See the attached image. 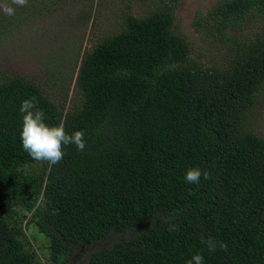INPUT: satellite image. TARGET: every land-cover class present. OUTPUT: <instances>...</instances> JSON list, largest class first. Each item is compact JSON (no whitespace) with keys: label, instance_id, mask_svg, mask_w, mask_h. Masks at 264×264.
<instances>
[{"label":"trees","instance_id":"16d2710c","mask_svg":"<svg viewBox=\"0 0 264 264\" xmlns=\"http://www.w3.org/2000/svg\"><path fill=\"white\" fill-rule=\"evenodd\" d=\"M177 4L125 13L96 39L69 112L33 81L0 82V264H65L109 238L89 264H186L196 253L204 264H264V137L248 127L264 96V28L236 38L247 17L264 19V0H223L208 23L196 18L234 50L221 65L194 57ZM32 97L47 124L84 132L82 152L66 145L49 166L23 150L19 108ZM189 167L211 178L187 183Z\"/></svg>","mask_w":264,"mask_h":264},{"label":"rangeland","instance_id":"374dc122","mask_svg":"<svg viewBox=\"0 0 264 264\" xmlns=\"http://www.w3.org/2000/svg\"><path fill=\"white\" fill-rule=\"evenodd\" d=\"M155 1L159 0H28L26 6L13 5V16L0 10V82L13 77L33 81L58 108L75 109L80 104L76 86L80 64L96 39L119 30L125 13L144 16L154 9ZM221 1L178 0L175 11L176 25L192 54L210 65L226 63L234 50L222 42L215 28L198 27L195 20L203 16L204 24L208 23L210 10ZM262 28L261 15L247 17L236 38L238 42L254 39ZM248 123L250 131L264 137V96ZM35 236V243L45 241L39 233ZM113 242L109 238L81 247L65 264H89L92 253Z\"/></svg>","mask_w":264,"mask_h":264},{"label":"clouds","instance_id":"9594fccd","mask_svg":"<svg viewBox=\"0 0 264 264\" xmlns=\"http://www.w3.org/2000/svg\"><path fill=\"white\" fill-rule=\"evenodd\" d=\"M28 0H0V10L5 15H15V6H26ZM20 113L22 114V126L20 130V141L23 150L35 161L46 162L49 166L59 163L64 156L63 148L73 144L76 149L82 152L86 147L84 132L75 130L71 134L65 131L64 123L61 121L56 126L46 123V116L43 109L38 107L36 97L25 99L21 102ZM203 176L205 180L211 178L207 171L202 172L198 167H189L185 171L184 180L187 183L198 185ZM176 226L169 224V231H175ZM201 243L207 245L208 251L213 252L217 248V241L211 236L205 238L201 235ZM222 250H226L227 245L219 243ZM186 264H204V257L196 253Z\"/></svg>","mask_w":264,"mask_h":264}]
</instances>
